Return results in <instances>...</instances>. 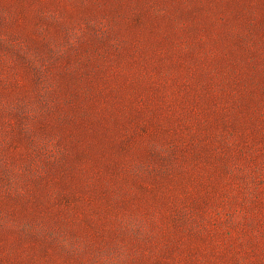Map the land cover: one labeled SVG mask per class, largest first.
Here are the masks:
<instances>
[{
  "label": "rangeland",
  "instance_id": "374dc122",
  "mask_svg": "<svg viewBox=\"0 0 264 264\" xmlns=\"http://www.w3.org/2000/svg\"><path fill=\"white\" fill-rule=\"evenodd\" d=\"M0 264H264V0H0Z\"/></svg>",
  "mask_w": 264,
  "mask_h": 264
}]
</instances>
